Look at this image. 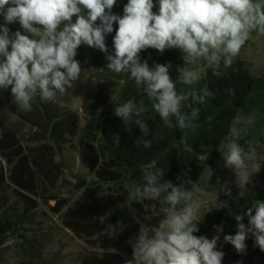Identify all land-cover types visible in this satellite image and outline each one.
<instances>
[{
	"label": "clouds",
	"instance_id": "obj_1",
	"mask_svg": "<svg viewBox=\"0 0 264 264\" xmlns=\"http://www.w3.org/2000/svg\"><path fill=\"white\" fill-rule=\"evenodd\" d=\"M116 0H0V89L11 88L17 108L32 110L37 96L42 102L64 95L80 79L81 67L74 59L80 45L99 49L107 54L106 35L114 31L113 53L106 55V69L127 75L138 88L142 87L151 109L159 114L169 128L182 131L181 143L187 144L200 119V107L213 93L196 85L204 73L185 67L179 79L184 90L169 73L168 64L150 67L141 62L140 53L148 48L163 53L166 49L182 52L184 65L203 63L213 75H223L232 67L242 47L257 32L264 34V0H158V12H153V0H128L123 14H113ZM73 17H76L73 22ZM18 22L23 29L11 32L8 25ZM231 91V90H229ZM148 107L134 99L117 104L116 116L125 126L134 125L141 136L136 146L151 147L147 139L150 129L145 120ZM211 120V117H208ZM130 130V129H129ZM223 145L225 166L235 173V183L241 190L251 183L253 170L259 168L256 149L249 142L247 150L239 143L235 131ZM208 153L197 159L206 162ZM140 183L125 185L129 199L153 201L152 215L160 217L158 226H140L139 235L130 240L133 257L126 264H222L224 252L217 250L219 235L208 239L197 236L202 191L198 182L179 186L162 182L165 175L156 162L142 164ZM187 175V170L184 174ZM226 206V205H225ZM254 213V214H253ZM244 215L248 223H243ZM244 215H236L235 235H225L224 241L237 253L246 251V239L264 252V201H255ZM222 232V227L217 229ZM103 232L115 234L109 224Z\"/></svg>",
	"mask_w": 264,
	"mask_h": 264
},
{
	"label": "trees",
	"instance_id": "obj_2",
	"mask_svg": "<svg viewBox=\"0 0 264 264\" xmlns=\"http://www.w3.org/2000/svg\"><path fill=\"white\" fill-rule=\"evenodd\" d=\"M127 2L116 0L112 13L122 15ZM153 2V12H158V0ZM113 28L114 31L105 38L107 54L82 44L74 57L80 64L81 73L86 66L95 71L99 91L82 105L85 124L83 139L78 143L80 163L91 181L77 178L71 192L77 198L71 206L59 195V183L66 165L56 158L61 156L67 144L66 129L77 124L78 114L67 108V102L62 106L64 100L56 97L53 101L42 102L38 96L31 102L32 110L23 112L14 103L11 88L0 89V248L11 236L20 235L30 216L44 205L59 217L63 228L87 247L118 252L131 259L130 240L139 235L140 226L151 228L158 226L160 221V217L152 215L150 206L155 202L132 201L125 187L141 182L142 164L155 161L165 172L162 182L165 179L177 186L186 182L190 187L220 159V148L240 116L253 115L256 127L264 129V76H253L237 57L231 68L224 70L221 65L223 75L219 77L200 63L198 69L204 76L196 87L206 86L213 96L199 105L198 127L195 133L189 134L187 144H182V131L163 123L159 114L151 109V102L142 87L138 88L126 74L106 69V55L113 53V37L118 25L114 23ZM139 55L141 62L147 61L150 67L171 63L169 73L177 82V90L187 87L180 81L178 70L181 68L182 72L191 65H184L180 50L166 49L160 53L148 48ZM129 99H134L137 104L142 102L149 109L145 120L150 129L147 139L152 144L147 149L135 144L141 136L140 129L134 125L125 126L114 113L117 104ZM245 141V137L239 140L240 145ZM203 153L209 154L206 162L197 159ZM252 182L257 184L253 192L241 196L232 210L217 212L216 217L236 221L235 216L244 215L255 201H264V162ZM50 202L54 203L52 208L48 206ZM243 223H248L246 215ZM109 224L116 229L112 236L103 232ZM248 242L250 246L244 258L236 259L264 264V252L254 246L251 236Z\"/></svg>",
	"mask_w": 264,
	"mask_h": 264
},
{
	"label": "rangeland",
	"instance_id": "obj_3",
	"mask_svg": "<svg viewBox=\"0 0 264 264\" xmlns=\"http://www.w3.org/2000/svg\"><path fill=\"white\" fill-rule=\"evenodd\" d=\"M76 17H73L75 22ZM3 17L0 16V24H3ZM11 32L17 30L23 33L18 22L8 25ZM86 45V44H84ZM87 46V45H86ZM237 58L241 59L249 72L255 76H264V34L254 32L251 38L240 50ZM89 57H87V62ZM190 68H199V64L191 65ZM99 91V81L96 73L89 66H86L80 79L68 89L64 95H57L63 103L67 102V108L76 112L79 116L77 124L66 129L67 144L57 161H62L66 165L61 181L59 183V195L68 200L71 206L77 198L71 193L77 178L91 181L87 170L81 165L78 153V143L83 139V127L85 117L82 113V105L86 100L93 98ZM235 131L239 134L240 140L246 138L242 145L247 150L249 142L256 149L257 161L264 162V129L256 127V118L253 115H242L233 124L231 134ZM226 138L225 145L232 137ZM223 145L220 148V159L214 162L204 172L198 181L201 192L198 194L201 203L200 217L203 218L198 223L199 231L194 233L197 236H205L212 239L219 235L217 250L224 252L222 264H249L245 259L237 260L236 257L244 258L247 248L250 246L246 239V251L237 253L234 246L224 241L225 235H235L237 231V221L232 219L217 218L216 213L223 210H232L237 200L245 194L253 192L256 183L252 182L246 186V190H241L235 183V173L225 166L223 159ZM258 168L254 169V175ZM226 205V206H225ZM50 208L53 202L48 204ZM222 227V232L217 231ZM20 235L11 236L0 248V264H126L132 258H126L118 252H103L92 249L76 239L70 231L63 228L59 217L52 213L47 206L41 205L30 216L29 220L21 228ZM98 263H97V262Z\"/></svg>",
	"mask_w": 264,
	"mask_h": 264
}]
</instances>
